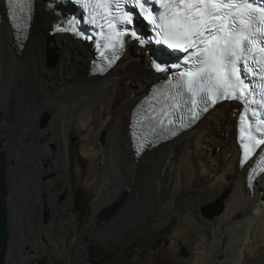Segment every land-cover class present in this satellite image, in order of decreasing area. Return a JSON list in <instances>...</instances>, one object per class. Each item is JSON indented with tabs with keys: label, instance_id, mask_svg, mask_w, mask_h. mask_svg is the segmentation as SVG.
Here are the masks:
<instances>
[{
	"label": "bare ground",
	"instance_id": "bare-ground-1",
	"mask_svg": "<svg viewBox=\"0 0 264 264\" xmlns=\"http://www.w3.org/2000/svg\"><path fill=\"white\" fill-rule=\"evenodd\" d=\"M34 1V20L20 50L0 1V149L9 155L10 188L15 163L22 158L29 179L24 195L36 207L35 228L22 232L12 255V244L9 247L10 264H40L46 253L39 244L45 231L41 222L45 200L36 189L49 196L48 226L56 217L71 212L69 198L59 203L61 192H54L66 186L63 171L70 163L69 123L84 129L94 141L81 147L84 157L98 163L94 209L114 202L119 207L124 204L94 238L117 232L155 202L161 207L173 206L179 195L178 215L192 229V233L183 234L191 251L190 264H264V175L255 180L251 193L247 178L252 161L241 164L236 142L238 106L217 105L191 130L135 159L129 138L132 112L161 80L151 69V48H138L129 37L114 68L104 76H90L91 44L65 34L59 26L69 8L62 7L59 0ZM52 49L58 56L53 55L49 65L45 53L54 54ZM118 94L124 100L116 110ZM45 114L49 121L45 125L48 117L44 116L41 127L39 120ZM99 138L105 139L106 145L100 144ZM40 144L42 150H38ZM33 174L39 175L40 187L31 179ZM163 195H171L172 200H162ZM214 200L221 201L222 207L216 204L219 212L216 207L203 216L201 207ZM95 217L89 221L95 224ZM78 236L74 229L72 240Z\"/></svg>",
	"mask_w": 264,
	"mask_h": 264
},
{
	"label": "snow or ice",
	"instance_id": "snow-or-ice-1",
	"mask_svg": "<svg viewBox=\"0 0 264 264\" xmlns=\"http://www.w3.org/2000/svg\"><path fill=\"white\" fill-rule=\"evenodd\" d=\"M26 2L30 8L31 0ZM77 2L90 9V22L100 27V39L105 42V47L110 46L114 50L113 56L117 46L123 48L130 42L124 39L128 35L139 40L141 45L152 43L151 36L145 38L135 28L126 27L134 24L138 16L136 9H139L154 32L157 45L184 53L174 63L177 68L187 67L174 73V78L177 75L179 78L173 87L180 95L186 91L193 105L198 103L197 97L206 106L207 101L215 104L218 99H236L238 92L239 99L247 103L244 99L246 91L264 87V8H252L251 4L241 5L232 0ZM121 27L124 30H118ZM95 42L99 46V40ZM241 62L243 69L239 67ZM153 63L158 72L171 67L166 60H154ZM241 73H251L256 79L245 84V76Z\"/></svg>",
	"mask_w": 264,
	"mask_h": 264
},
{
	"label": "rangeland",
	"instance_id": "rangeland-1",
	"mask_svg": "<svg viewBox=\"0 0 264 264\" xmlns=\"http://www.w3.org/2000/svg\"><path fill=\"white\" fill-rule=\"evenodd\" d=\"M38 21L39 18L37 16L35 22ZM52 51L54 54H50L57 57V52L53 49ZM48 55V50H46V64H48ZM116 98L115 109L117 110L122 105L124 96L118 94ZM44 116L48 117L45 125L49 121V115H43L39 120L41 127H43L41 123ZM67 134L69 137L68 154L70 163L67 164L68 169L63 171L66 186L64 188L57 187L54 192H61L59 203L65 202L69 198L71 212L64 213L61 218L55 216L56 219L48 226L51 207L46 200L49 196L46 192L36 189V194L41 193L44 195L45 200L44 212L41 216L45 231L39 240V244L45 249L46 253L41 257L40 264H190L191 251L184 243L183 234L192 233V229L184 222H181L178 215L177 206L181 200L179 195L174 197V205L169 208L161 207L158 202H155L156 205L141 214L138 217L139 219L132 218L134 221L130 220L128 224L121 226L117 232L113 231V234L105 233L101 238L93 237V234L98 229L106 228L104 227V222L110 220V218H99V214L116 202L103 205L100 209H94L93 202L99 190L97 179H95L98 163L87 159L81 153V147L84 144H94L93 138L84 129L75 127L71 123H69ZM99 143L106 145L105 139L99 138ZM42 147V144L38 145V150H42ZM50 148H53V145H50ZM14 149L17 151L21 150L20 147V150L16 147ZM108 150L107 152H109ZM61 164L65 167L63 163ZM13 174L14 178L10 183L12 184L10 189H12L13 193L10 203V212L12 214L11 255L15 247L14 243L19 241L22 232L28 233L30 229L35 228L33 221L36 219V214L33 213V210L36 209L35 204L31 203L24 195V185L27 186L26 183L29 179L22 166L21 157L15 163ZM31 179L36 180L37 187L41 186L38 174H33ZM163 196L162 200L164 201L172 200L171 195ZM155 201H157V197H155ZM217 203L222 207L221 201L214 200L201 207V214L206 216L207 212L211 213L213 209L218 207ZM121 205L124 206L123 202ZM121 205L118 211L122 207ZM94 214H96L94 218L95 224L89 221ZM74 229L79 235L76 241L72 240ZM81 243L87 247V251H83ZM23 251L27 252L26 249ZM182 251L186 252L185 256L182 255ZM103 252H106V255H102Z\"/></svg>",
	"mask_w": 264,
	"mask_h": 264
},
{
	"label": "water",
	"instance_id": "water-1",
	"mask_svg": "<svg viewBox=\"0 0 264 264\" xmlns=\"http://www.w3.org/2000/svg\"><path fill=\"white\" fill-rule=\"evenodd\" d=\"M54 57L48 55L49 65L52 64ZM46 117L43 119L42 124H44ZM8 162L9 155L4 150L0 149V264H10L8 260L9 247L12 244L11 236V221L12 214L10 212V203L12 193L8 185ZM119 204L115 203L104 209L100 214L99 218L109 219L114 213L118 211ZM221 209V208H220ZM216 209L217 212L220 210ZM209 216V213H207ZM46 217V215H45ZM182 255L185 256L186 252L182 251Z\"/></svg>",
	"mask_w": 264,
	"mask_h": 264
},
{
	"label": "flooded vegetation",
	"instance_id": "flooded-vegetation-1",
	"mask_svg": "<svg viewBox=\"0 0 264 264\" xmlns=\"http://www.w3.org/2000/svg\"><path fill=\"white\" fill-rule=\"evenodd\" d=\"M106 251V250H105ZM102 255H106V252H103Z\"/></svg>",
	"mask_w": 264,
	"mask_h": 264
}]
</instances>
